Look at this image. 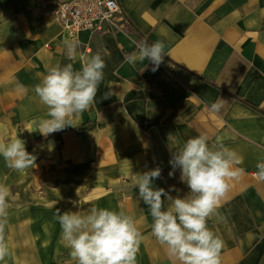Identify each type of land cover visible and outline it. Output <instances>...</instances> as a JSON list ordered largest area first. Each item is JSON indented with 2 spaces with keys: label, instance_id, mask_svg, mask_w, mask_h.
<instances>
[{
  "label": "crops",
  "instance_id": "0c3cea01",
  "mask_svg": "<svg viewBox=\"0 0 264 264\" xmlns=\"http://www.w3.org/2000/svg\"><path fill=\"white\" fill-rule=\"evenodd\" d=\"M44 1L47 8L39 0H0V116L15 115L31 130L32 146L40 145L46 139L37 122L48 118L47 107L34 87L48 69L72 63L79 70L81 56L97 53L105 68L94 102L48 140L37 173L46 185L41 201L83 190L82 214L96 206L134 218L143 235L136 264H181L152 234L135 175L160 167L153 186L187 195L180 169L169 176V161L203 133L243 161L234 167L244 172L228 180L207 220L224 241L221 264H264V182L254 175L264 159V0H117L133 33L84 35L73 60L64 45L70 38L53 14V4L69 0ZM158 40L166 55L156 71L147 59L127 62L139 44ZM220 99V111L211 110Z\"/></svg>",
  "mask_w": 264,
  "mask_h": 264
},
{
  "label": "clouds",
  "instance_id": "9594fccd",
  "mask_svg": "<svg viewBox=\"0 0 264 264\" xmlns=\"http://www.w3.org/2000/svg\"><path fill=\"white\" fill-rule=\"evenodd\" d=\"M64 45L67 58L75 59L78 43L68 39ZM164 49L163 41L152 44L145 41L126 60L135 64L137 60L147 59L156 71L164 61ZM81 59L79 70L72 63L52 66L34 87L47 107L48 118L37 122L39 132L45 137L71 125L70 118L87 110L95 100L104 77L105 61L99 53ZM223 101L212 103L210 109L220 111ZM208 141L209 137L202 133L188 138L182 148L172 153L169 163L173 171L169 176L180 169V178L189 189L183 197L171 195L172 191H178L174 186L167 191L153 186V181L161 176L160 167L135 175L138 199L148 206L153 219L152 234L181 264H221L224 241L208 227L207 220L215 214L220 199L228 191V180L244 172L243 168L234 167L243 162L234 150L219 140L211 145ZM0 156L9 168L19 172L30 168L36 160L18 136L8 143L0 142ZM256 169V179L264 182V159L257 162ZM9 195V189L0 184V261L9 255L4 236ZM54 219L77 264H136L143 235L134 218L125 211L92 206L86 214H81L72 210L61 212L57 208Z\"/></svg>",
  "mask_w": 264,
  "mask_h": 264
},
{
  "label": "rangeland",
  "instance_id": "374dc122",
  "mask_svg": "<svg viewBox=\"0 0 264 264\" xmlns=\"http://www.w3.org/2000/svg\"><path fill=\"white\" fill-rule=\"evenodd\" d=\"M42 2L46 1L39 0L40 5ZM125 31L133 33L128 24ZM0 117V142L8 143L18 136L25 141L26 150L36 157L35 164L19 172L9 168L0 156V184L5 185L10 193L4 232L9 255L0 264H77L61 239V228L54 219V214L57 208L61 212L72 210L82 214L83 190L78 194L79 197L75 195L67 197V200L41 201L39 191L46 185L37 179V173L47 160L44 154L52 134L45 137L38 129L36 132L46 140L40 145L32 146L34 139L29 134L31 130L23 128L15 115L14 120L10 121L6 113ZM97 202L98 200L86 204L94 205Z\"/></svg>",
  "mask_w": 264,
  "mask_h": 264
},
{
  "label": "built area",
  "instance_id": "2783aa9c",
  "mask_svg": "<svg viewBox=\"0 0 264 264\" xmlns=\"http://www.w3.org/2000/svg\"><path fill=\"white\" fill-rule=\"evenodd\" d=\"M42 7L50 4L42 2ZM53 14L71 40L79 42L84 35L113 31L126 33L128 18L117 0H69L53 4Z\"/></svg>",
  "mask_w": 264,
  "mask_h": 264
},
{
  "label": "trees",
  "instance_id": "16d2710c",
  "mask_svg": "<svg viewBox=\"0 0 264 264\" xmlns=\"http://www.w3.org/2000/svg\"><path fill=\"white\" fill-rule=\"evenodd\" d=\"M81 130H83V129H81Z\"/></svg>",
  "mask_w": 264,
  "mask_h": 264
}]
</instances>
